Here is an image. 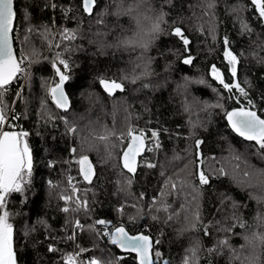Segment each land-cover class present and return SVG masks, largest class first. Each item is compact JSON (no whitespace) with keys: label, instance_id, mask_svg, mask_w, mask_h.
I'll return each mask as SVG.
<instances>
[{"label":"trees","instance_id":"16d2710c","mask_svg":"<svg viewBox=\"0 0 264 264\" xmlns=\"http://www.w3.org/2000/svg\"><path fill=\"white\" fill-rule=\"evenodd\" d=\"M53 2L58 5L55 10L45 8L46 3ZM200 4L201 0H173L172 6L165 3V0H98L94 16H86L80 10L81 0H16L15 7L21 25L25 23L23 15L27 9L32 26L50 27L53 32L51 37L53 44L59 41L58 33L61 29L65 27L79 29L80 36L69 45L71 51L64 53V57L69 59L71 64V71L68 73L71 79L66 84L65 90L72 107L69 113H62L49 102L48 107L53 113L67 115L69 118L83 117L78 119V127L81 129L85 128L89 121H93L115 128L119 132L125 125V117L128 116L130 117L128 122L135 123L139 128L158 127L157 121H159L171 133V135L162 136L164 148L161 151L146 153V157L154 159L158 167L155 170L146 168L139 170L136 182L131 189L132 196L118 193L114 187L119 172L118 155L108 164H104L101 163L99 153L86 151L85 154L90 157L100 172V179L96 183L98 186L102 185V188H97L98 202L94 205L91 216L86 217L84 213H80L77 218L86 224L98 218L111 220L115 226L124 224L130 234L143 232L153 239H160L162 243L157 247L162 252L163 258L170 261V264H183L187 250L196 239L201 242V248L197 253L198 264H209V259L211 264H248L246 257L251 264H264V247H261L259 243L246 245L244 239L245 236L251 238L254 233H264V224L260 222L264 218V200L258 202L253 198L260 195L258 191L241 186L230 176L219 180L213 179L211 186L203 190L200 199L203 223L212 222L209 227L211 237L203 236L202 231L181 233L179 229L182 225L179 222H163L172 209L181 211L179 204L183 202V196L167 198L171 203L169 213L154 212L150 207L152 197L158 195L164 180V177L159 175L161 170L165 171L167 176L173 170L179 172L187 163L188 169L180 175L184 177L187 172L194 171L195 159L192 155V145L195 138L205 139L206 143L202 147L206 157L216 156L222 159L228 157L229 153L226 149L231 144L246 157V160L241 162V168L251 167L264 171V159L255 150L249 148V142L236 136L228 128L225 118L226 111L247 106V98L239 94L229 98L233 94L223 89L210 75L211 65L215 64L224 73L226 82H231L223 59L221 43L222 37L228 35L233 41V51L237 54L241 52L245 54L241 58L239 79L242 84L246 79L251 81L253 87L248 90L256 103L255 110L261 118H264V100L260 99L264 94V79H259L261 75H264V67L257 64L251 55L253 48H257V45L264 41V28L259 26L250 0H218L215 17L201 16L203 9L199 7ZM121 7L125 10L132 8L133 14L117 15ZM233 7L243 9L241 15L254 28L251 36L240 34L237 17L231 11ZM63 9H69L67 16ZM105 10L109 14L103 17L104 23L97 24L95 22L97 16ZM160 11L168 13L165 17L166 23L161 25L165 31L146 51L131 46L101 50L99 43L94 42L115 43L118 37H131L137 31V15L143 19L144 16L153 17ZM213 20L216 23V40H213L212 35L207 32ZM174 21L176 23H173ZM175 26L183 27L192 41L191 54L195 57L192 65L181 63L179 55L183 52L181 42L168 34ZM202 26L204 34L200 31ZM31 47L41 53L39 62L32 63L30 66L26 65L29 71L28 78L21 77L14 82L6 96L7 102L12 104L20 86H25L24 100L14 105L15 113L20 115V119L14 123L17 125V130L23 129L30 133L28 140L34 156L32 188L26 193V202L20 194H13L8 206L9 211L13 213L11 222L16 231L19 264H61V257L65 253L75 251L77 244L90 250L81 256L84 261L91 256L109 259L112 255H125L127 259L123 264H136L134 255L121 253L115 246L108 244L106 239H97L94 233L84 231L79 233L75 241L67 240L71 229L65 228V214L56 209V205L63 202L53 200L49 205L47 180H63L67 173L79 178L78 166L75 164L76 158L70 157L67 149L73 146L80 148L81 136L86 135V132H80L73 139L63 135L65 128L61 121L57 120L55 127L51 123L45 126L41 122L40 99L44 95L42 84L45 80L56 79L51 66V57L56 51L62 49L50 50L36 35L32 36ZM14 48L18 54L22 51L30 52V48L22 45L20 40L15 42ZM45 56L49 59L44 60ZM149 58L152 73L149 77L137 80L136 83H132L131 80L123 81L125 91L117 92L114 97L107 96L100 88L98 82L100 77L119 81L125 75H138L140 69L136 66L142 65L144 60ZM185 77L193 81L204 80L205 83H193L189 85L188 91L184 92L179 86L184 82ZM144 83H150L152 87L145 89L142 87ZM193 100L198 103L191 107L190 112H185L183 106L191 105ZM216 103L222 104L223 108H209L207 112L201 110L203 104ZM145 106L149 111H145ZM125 108L128 109L127 112L124 111ZM208 113L211 115L209 116ZM201 122V127H192L193 123ZM205 127L207 131L204 130ZM176 133H180V136ZM174 156L181 158L174 160ZM52 159L60 161L55 169L46 167L47 162ZM63 160H70L71 163L64 164ZM224 164L231 171L227 160ZM160 165H164L163 169ZM219 166L221 165L211 159L205 160L204 167L209 171ZM240 179H246L242 173H240ZM192 183H195L194 179ZM80 186L90 187L83 183ZM141 192L145 194L144 200L133 199ZM220 193H226L232 197V201L238 205L237 214L245 225L243 228L237 226L231 234L217 231L219 227L229 226L231 222L226 220L225 216H230L233 212L231 202L220 204ZM132 203H136L142 210L143 218H138L135 222L129 221V217L136 214V209L131 207ZM121 204H127L124 215L116 211ZM221 208L223 211H220ZM152 215H157L160 219L153 221ZM39 218L47 220L51 235L56 237L55 240L45 239L48 233L43 226H37L36 231L27 236L24 235L30 226L36 225ZM217 221H221V224L218 225ZM226 236L229 241L228 246L220 248L219 254L214 253L209 258L207 249ZM48 243H54L60 251L47 252Z\"/></svg>","mask_w":264,"mask_h":264},{"label":"snow or ice","instance_id":"6c2138e0","mask_svg":"<svg viewBox=\"0 0 264 264\" xmlns=\"http://www.w3.org/2000/svg\"><path fill=\"white\" fill-rule=\"evenodd\" d=\"M165 3L172 6L173 0H165ZM253 6V11L259 21V26L264 28V0H250ZM16 0H0V264H19L18 251L16 248V231L13 223L11 222L13 213L9 211V202L13 194H20L24 197L26 202V193L32 188V179L34 173V156L33 150L30 147L28 137L30 133L23 129L17 130V125L14 121L20 119V115L15 113L14 105L18 101L24 100V87L20 86L19 91L15 93L16 99L12 104L7 102L6 96L14 82L18 81L21 77L25 79L29 76L28 67L32 63L39 62L41 53L31 47L32 36L36 35L46 44L51 50L52 48L62 49L56 51L51 57V66L54 69L56 79L45 80L42 84L44 95L40 99V119L41 122L47 126L52 124L56 126V121L59 120L63 123L65 132L64 136L75 137L82 131L86 135L81 136L80 148L75 146L69 147L67 152L70 157H75V164L78 166V177L70 174L66 175L63 180L49 179L46 181L49 205L52 201H61L62 204H57V211L65 214V228L71 229L67 240L75 241L79 233L87 231L95 234L97 239H105L110 245L115 246L122 253L128 255L135 254L136 264H170V261L163 258V254L158 249V245L162 243L160 239H153L150 235L143 232L136 235H130L124 224L119 226L113 225L111 220L98 218L91 223H82L81 219L77 218L80 213H84L86 217H90L94 211V205L98 202L97 188L102 185H97L100 179V172L96 165L92 162L90 157L85 154L86 151H96L100 154L101 163L108 164L114 158L119 156V172L115 181L114 187L116 192L132 196L131 189L136 182L137 174L141 168L155 170L158 164L154 159H148L146 153H156L164 148L162 136L169 134L170 130L157 121L158 127L149 129L139 128L135 123H130L128 116L125 117L124 127L117 132L115 128H109L107 125L98 124L97 122L89 121L85 128L78 127V119L83 117L69 118L67 115H58L53 113L48 107L49 102L55 106L56 109L62 113H69L72 105L70 98L65 90V86L71 79L68 74L71 71V64L69 59L64 57L65 52L71 51L69 45L77 40L80 36L79 29L63 28L59 31V41L52 43L51 37L53 32L48 26L34 27L30 23V13L25 9L23 19L24 25H21L18 20V13L16 10ZM218 0H201L199 7L203 9L201 16L215 17ZM58 7L56 3H46L45 8L55 10ZM98 7V0H81L80 10L88 15L94 16ZM195 7V6H192ZM65 16L69 9H63ZM133 9L128 8L125 10L121 7V11L117 15L133 14ZM231 11L236 15L239 23V32L242 36H251L254 28L251 24L241 15L243 9L233 7ZM109 14L107 10L100 13L96 18L97 24H103L105 15ZM195 15V13H193ZM168 13L160 11L153 17L144 16L143 19L137 15L136 28L137 31L133 36L128 38H117L115 43H104L103 41H94L99 43L101 50L104 48H119L128 47L140 48L148 50L153 41L162 34L165 30L161 27L166 23L165 17ZM54 23V22H53ZM173 23H176L175 21ZM182 23V20H181ZM21 29L23 31L21 32ZM201 34H204L203 26L200 29ZM208 34L212 35V39L216 40V23L213 20L208 29ZM18 33H21L18 35ZM176 37L180 42L183 49L179 53L181 63L184 65H192L195 57L191 54L192 41L186 34L185 29L181 26L171 28L168 33ZM20 40L22 45L30 48V52L17 53L14 44ZM223 46V59L226 62V67L231 77V82H226L224 73H222L215 64L211 65L210 75L215 81H218L223 89L227 90L233 95L236 94L241 97L247 98V106L234 108L231 111L225 112V118L228 126L236 136L242 138L244 141L249 142V148L264 159V118L258 115L256 103L251 98L249 88L253 87L250 80H245L244 84L240 82L239 73L242 66V57L245 55L243 52L237 54L233 51V41L229 39L228 35H224L221 40ZM257 48L259 50H257ZM257 48H253L251 55L256 60V63L264 67V41H261ZM48 60L49 57H43ZM151 60L145 59L143 64H138L136 67L140 69L138 75L123 76L119 81L116 79H108L100 77L98 82L102 86L103 91L109 97H114L116 93L125 91V84L123 81L131 80L136 83L137 80L147 78L152 73L150 70ZM135 71V70H134ZM259 79H264L261 75ZM204 84V80L193 81L187 77L184 82L179 86L184 92H187L189 85ZM247 85V87H245ZM143 88L148 89L152 87L150 83H144ZM264 100V94L260 97ZM237 102L239 99L237 98ZM198 102L193 100L191 105L185 104L184 111L190 112L191 107L195 106ZM209 108H223L220 103L203 104L201 110L207 112ZM128 111L127 108L124 109ZM145 111L149 109L145 106ZM12 113L11 116L9 113ZM210 116L211 113H208ZM202 126L201 123H193V128ZM207 131V128L204 129ZM39 135V133H37ZM180 136V133H176ZM193 132V136H195ZM55 139V137H53ZM206 141L203 138H195L192 145V155L195 159V169L186 173L182 177L181 172L188 169L186 163L179 172L173 170L171 174L165 175V171L161 170L159 175L164 177L162 185L159 189L158 195L153 196L150 207L154 212L169 213L171 203L167 200L168 197L183 196L184 200L179 204L181 211L172 209L170 214L166 216L164 223L179 222L182 227L179 229L181 233L187 231H202L203 236L211 237L212 233L209 231L211 221L208 224L203 223L200 210V199L203 195V190L211 186L213 179H221L222 177H231L232 180L241 184V186L255 189L260 195L254 196L258 202L264 200V171L254 168H241V162L246 160V157L239 153L231 144L228 145L226 151L229 156L226 158H218L216 156L206 157L203 151V145ZM122 146V147H121ZM119 149V152H117ZM187 151V149L185 150ZM180 156H174V160H179ZM211 159L216 164L221 165L209 171L204 167L205 160ZM227 160L231 171L225 166L224 161ZM64 164H70V160H63ZM60 161L56 159L49 160L46 167L55 169ZM163 169L164 165H160ZM240 173L244 180L240 179ZM195 183H192V180ZM81 183L90 187H81ZM220 204L224 205L231 202L233 212L230 216H225V219L231 223L227 227H219L217 231H223L231 234L238 226L243 228L244 222L237 214L238 205L232 201V197L226 193H220ZM145 194L139 193L138 197L133 199L144 200ZM131 207L136 209V214L129 217L130 222H135L138 218L142 217V210L136 203H132ZM127 204H121L116 211L120 215L126 212ZM223 211V208L220 209ZM153 221H158L160 218L157 215H152ZM264 224V218L260 221ZM218 225L221 221L216 222ZM37 226H43L48 235L45 236L46 240H55L56 237L51 235L50 226L47 220L39 218L36 225H32L24 233L25 236L29 233L36 231ZM202 226V227H201ZM163 236V233H161ZM246 245L250 243H259L264 247V233L253 234L251 238L244 237ZM229 244L227 236L219 240L216 245L207 249L208 257L210 258L214 253L219 254V249L227 247ZM201 248V242L196 239L192 246L187 250V254L183 258V264H198L197 253ZM46 251L49 253H56L60 251L54 243H48ZM90 251L79 244L76 245V250L73 252L65 253L61 257V264H123L127 259L125 255H112L109 259H101L96 256H91L87 261L81 259V256ZM111 250L109 249V252ZM248 264L251 261L248 257L245 258ZM209 264L211 261L209 259Z\"/></svg>","mask_w":264,"mask_h":264},{"label":"water","instance_id":"95a60500","mask_svg":"<svg viewBox=\"0 0 264 264\" xmlns=\"http://www.w3.org/2000/svg\"><path fill=\"white\" fill-rule=\"evenodd\" d=\"M86 15V14H85ZM86 16H88V15H86ZM54 70V69H53ZM100 85V84H99ZM100 88L102 89V91H103V88H102V86L100 85ZM104 92V91H103ZM119 92V91H118ZM105 93V92H104ZM106 94V93H105ZM58 110V109H57ZM60 111V110H59ZM227 125H228V123H227ZM228 128H229V126H228ZM230 129V128H229ZM231 130V129H230ZM235 134V133H234ZM236 135V134H235ZM242 139V138H241ZM130 234V233H129ZM138 234V233H137ZM130 235H136V234H130ZM119 250V249H118ZM120 251V250H119ZM121 252V251H120ZM122 253V252H121ZM132 255H134L135 256V254H132Z\"/></svg>","mask_w":264,"mask_h":264},{"label":"built area","instance_id":"2783aa9c","mask_svg":"<svg viewBox=\"0 0 264 264\" xmlns=\"http://www.w3.org/2000/svg\"><path fill=\"white\" fill-rule=\"evenodd\" d=\"M11 114H12V113L10 112L9 115L11 116ZM68 174H70V173H67L66 175H68ZM70 175H71V174H70ZM105 239H106V238H105Z\"/></svg>","mask_w":264,"mask_h":264}]
</instances>
